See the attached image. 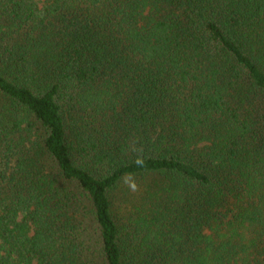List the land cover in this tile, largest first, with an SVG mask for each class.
<instances>
[{
    "label": "trees",
    "instance_id": "1",
    "mask_svg": "<svg viewBox=\"0 0 264 264\" xmlns=\"http://www.w3.org/2000/svg\"><path fill=\"white\" fill-rule=\"evenodd\" d=\"M0 264H264V0H0Z\"/></svg>",
    "mask_w": 264,
    "mask_h": 264
}]
</instances>
